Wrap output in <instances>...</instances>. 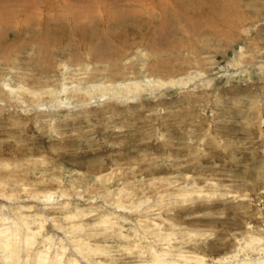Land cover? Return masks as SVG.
<instances>
[{
	"label": "rangeland",
	"instance_id": "374dc122",
	"mask_svg": "<svg viewBox=\"0 0 264 264\" xmlns=\"http://www.w3.org/2000/svg\"><path fill=\"white\" fill-rule=\"evenodd\" d=\"M66 263L264 264V0H0V264Z\"/></svg>",
	"mask_w": 264,
	"mask_h": 264
},
{
	"label": "bare ground",
	"instance_id": "6f19581e",
	"mask_svg": "<svg viewBox=\"0 0 264 264\" xmlns=\"http://www.w3.org/2000/svg\"><path fill=\"white\" fill-rule=\"evenodd\" d=\"M8 246V245H7ZM39 260H41V259H39ZM44 262V261H43ZM67 264V263H66ZM69 264H75V263H69Z\"/></svg>",
	"mask_w": 264,
	"mask_h": 264
}]
</instances>
